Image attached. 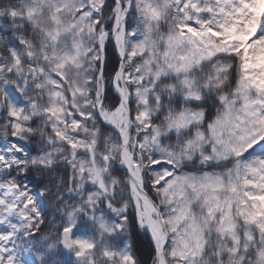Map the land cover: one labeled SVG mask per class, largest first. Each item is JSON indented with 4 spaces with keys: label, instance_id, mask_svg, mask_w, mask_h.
I'll list each match as a JSON object with an SVG mask.
<instances>
[{
    "label": "snow or ice",
    "instance_id": "snow-or-ice-1",
    "mask_svg": "<svg viewBox=\"0 0 264 264\" xmlns=\"http://www.w3.org/2000/svg\"><path fill=\"white\" fill-rule=\"evenodd\" d=\"M0 264H264V0H0Z\"/></svg>",
    "mask_w": 264,
    "mask_h": 264
}]
</instances>
